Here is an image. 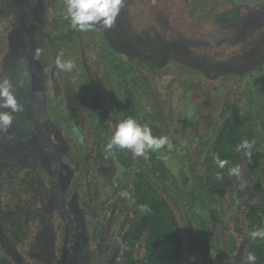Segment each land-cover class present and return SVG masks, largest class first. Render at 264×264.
<instances>
[{
	"label": "rangeland",
	"instance_id": "rangeland-1",
	"mask_svg": "<svg viewBox=\"0 0 264 264\" xmlns=\"http://www.w3.org/2000/svg\"><path fill=\"white\" fill-rule=\"evenodd\" d=\"M191 4L193 0H122L118 16L106 28L113 33L120 48L137 51V56L130 57L128 54L110 56L108 40L97 25L70 43L53 46L39 38L34 29H27L23 34L25 23L34 22L41 27V32L50 36L65 32L66 0H0V9L7 7V12L0 13V80L11 81L15 97L23 107V111L13 113L11 127L6 132L0 131V169L1 163L14 164L27 157V164L39 162L37 180L44 199L52 200L55 190L63 188L61 202L65 206L62 209L68 206L73 212L69 211L71 219L67 218V224L71 232L80 229L84 233L81 238L74 233L69 237L67 234L66 239L71 238L72 244H62V258L65 252L73 254L74 249L79 254L80 246L81 253L84 252L81 264L87 262L88 251L84 246L88 234L82 228L84 214L95 212L97 203L101 208L110 189L118 184L111 211L123 218L129 197L121 193L129 194L132 183L128 171L116 163V148L107 152V162H97L92 155L78 166L75 164L72 155L92 153L91 144L96 137L94 121L88 120V111L75 100L76 86L86 84L96 92L113 134L120 121L117 90H125L126 84L132 90L135 120L148 126L154 137L168 138V144L155 150L168 169L170 183L165 184L168 190L173 189L168 184L188 192L198 187L197 179L205 173L204 156L223 109L240 107L251 119L256 116L249 121L261 141L254 154L256 160L240 166L242 179L229 174L231 195L225 196L222 202L210 203L219 210L216 219L206 209L201 212L208 224L210 263L241 264V253L236 263L228 247L230 240L239 238L233 232L238 219L236 208L248 192L250 174L259 176L264 188V130L261 124L264 64L256 69L251 67L264 59V0H206L197 10L201 15L191 9ZM235 9L239 14L230 24H222L214 17L216 11ZM19 11L21 16L18 17ZM176 41L182 43L173 46ZM37 49L40 50L39 58L35 56ZM61 51L63 60L75 64L71 72H63L55 65ZM147 56L157 65L149 63ZM110 57L123 67L117 80L122 84L119 89L115 88L112 78H107L106 65ZM230 68L246 70L237 74L226 71ZM208 73H212L213 78ZM68 123L88 139L86 148L76 143ZM146 153L136 157L140 165ZM75 178L77 184L72 183ZM2 181L0 174V183ZM242 182H245L244 187L240 188ZM78 185L80 189H72ZM67 192L70 195L65 199ZM59 215L60 209H55L52 218ZM72 223H78L79 228H73ZM102 227L107 230L102 223L94 224V236L97 233L103 236ZM186 228L181 225L183 245L189 248L191 229L194 232L195 229L190 225L187 234ZM75 234L78 235L77 231ZM8 245L10 249L6 251L14 253L16 247ZM28 245L22 246L23 252ZM238 245L241 244L238 242ZM118 247L116 237L100 245L99 264L112 263ZM29 248L28 258H20L19 262L38 264L31 255V246ZM220 248L225 253L223 261L219 257ZM187 250L183 256L185 260ZM2 252L4 249L0 247V255ZM33 252L36 257L46 255L36 246ZM55 264L59 263L55 261Z\"/></svg>",
	"mask_w": 264,
	"mask_h": 264
},
{
	"label": "trees",
	"instance_id": "trees-1",
	"mask_svg": "<svg viewBox=\"0 0 264 264\" xmlns=\"http://www.w3.org/2000/svg\"><path fill=\"white\" fill-rule=\"evenodd\" d=\"M205 1L193 0L191 9L200 14L201 11L197 10L201 9L200 4ZM1 12H7V7L1 8ZM238 14V9L220 10L215 12L214 17L222 24H230L236 20ZM19 16H21V11L18 12ZM36 23H25L23 34L27 29H34L39 38L47 40L51 46L70 43L84 34V31L72 28L69 19H66L67 29L65 32L57 33L54 36L41 32V27ZM97 27L108 40L111 49L110 56L113 54H128L130 57L138 55L135 50L120 48L116 44L113 33L108 28L99 24ZM181 43L176 41L172 45L175 46ZM145 58L153 66L157 65L150 56ZM108 60L106 65L109 70L107 78H112L115 81V88L119 89L122 84L119 83L120 80L118 82L117 80L123 67L120 66V63L115 62L112 57ZM263 64L264 59L251 67L256 69ZM245 70L241 69L240 71L230 68L226 71L242 74L241 72ZM208 74L210 78H213L212 73ZM90 88L86 84L76 86L75 100L88 111V120L94 121L93 133L96 135L91 144L92 153L84 154L85 152H83L80 156L72 155L77 166L78 163H83L84 160H87V157L89 158L92 155L97 162L108 161V151L105 150V146L112 133L105 117L106 112L100 106L96 92ZM117 94H120L118 99L120 120L135 119L132 112V90L125 84V90L121 92L117 90ZM255 118L256 116L251 119L240 107L237 109L230 107L223 109L220 114V121L216 123L214 128L208 151L204 156L205 173L197 179L199 182L198 187L190 192L186 191L185 188H175L172 184H168V186H172L173 189L168 190L165 187L166 183H170L167 175L168 169L158 152L147 151L145 159L141 158L144 163L140 165L137 156H134L131 150L118 147L114 149L117 152L116 163L124 171H128L132 182L128 194V208L123 218H118L117 213L111 211V205L114 204L112 199L118 193V184H116L106 196L107 200L101 202V208H99L100 204L97 203L95 212L84 214L85 220H83L84 224L82 222V228L88 234V240L84 246L88 251L86 255L88 258H85L87 262L84 264H99L98 248L100 249V245H105V241L111 242L112 237H116L119 247L114 251L115 258L109 264H211L208 258L210 242L206 233L208 224L203 220L201 212L206 209L211 217L216 219L219 210L211 207L210 203L217 202V200L222 202L225 196L231 195L232 191L229 189L230 168L236 165L250 164L253 159L256 160L254 154L261 141L260 136L254 131V125L249 123L250 120H255ZM62 121L66 123L64 119ZM261 124L264 130V118ZM67 127H71L72 136L75 137L76 143H80L83 148H86L87 143L85 142H88V139L84 138L69 123ZM245 140L253 145L252 148L250 150L239 148L238 150V146ZM74 147L76 148L77 145H74ZM249 151L251 155H248ZM217 156L221 160L228 161L224 169H219L216 165L215 159ZM27 160V157H23L14 164L1 163L3 167L0 169V174L3 175V181L0 183V247L4 249V252L0 255V264H21L19 262L20 258H24V260L26 257L28 258L26 253L29 254L30 252L29 246H31L32 252L33 246H36L41 254L46 253L45 256L39 255L36 257L35 253L31 252L38 264H55V261L59 264H81V256H84V252L81 253L80 246H78L79 254H76L74 249L73 254L71 251L69 255L65 252L64 257H61V252H64V249L62 251L61 248L62 244L66 245L67 242L70 245L72 244L71 238H68L69 235L74 233L75 237H80L84 233L82 230L76 229L75 231L78 234L76 236L75 231L71 232V226L67 224V218L71 219L69 213L71 210L68 209V206L62 209L65 206L61 202L63 188L55 190L52 200L44 199L40 193L41 188L37 180V174L39 173L37 165L39 162L34 161V163L27 164ZM113 170L116 171L117 167L114 166ZM217 173H220L222 177L219 180L216 178ZM72 183L77 184L76 178L73 179ZM249 184L248 192L236 208L238 219L234 222L233 232L240 239H236L237 241L230 240L228 247L230 255H233L232 259L236 260V263L239 261L241 253L244 258L243 264H248L246 257L251 252L257 257L255 264H264V239L252 240L247 236V233L252 230L264 228V188L259 176L256 174H250ZM76 188L80 189V185L72 189L75 190ZM69 195L70 192H67L65 199H68ZM142 205L147 206V208H142ZM91 207H93V203H91ZM66 208L67 210H65ZM55 209H60V215L58 218L53 219L52 213ZM121 219L123 221L120 224L119 220ZM95 223H102V226L107 227V230L102 227L103 236H101V233L94 236ZM181 225H185L186 230L191 229L190 225L194 226L195 232L191 229L192 245L189 248H185L183 245ZM72 227L79 228V224L72 223ZM184 234L186 235V233ZM2 238L6 240V243ZM238 242L241 244L240 246ZM8 244H11L14 248L16 247L14 253L6 251V249H10ZM24 244L30 245L23 252L22 246ZM46 245L48 247H45ZM186 250L188 258L185 260L183 256ZM224 255L225 253L220 248L219 257L222 261ZM33 263L27 262L26 264Z\"/></svg>",
	"mask_w": 264,
	"mask_h": 264
},
{
	"label": "clouds",
	"instance_id": "clouds-1",
	"mask_svg": "<svg viewBox=\"0 0 264 264\" xmlns=\"http://www.w3.org/2000/svg\"><path fill=\"white\" fill-rule=\"evenodd\" d=\"M122 0H66V15L65 19L70 20L71 27L78 31H87L92 29L95 25H102L103 27H110L121 8ZM36 58L40 56V50L37 49L35 53ZM63 51L58 53L55 60L56 67L63 72H71L75 64L71 60H63ZM0 109H10V111L0 110V131L6 132L12 125L14 120L13 113L23 111L15 97L13 85L10 80H0ZM168 138L165 136L154 137L151 129L138 123L133 118H126L120 120L116 125L115 132L111 135L109 142L105 146L106 151H111L114 148L129 149L134 156H143L147 150H159L168 144ZM252 144L247 140L243 141L239 148L251 149ZM251 155V152H248ZM216 165L220 169H224L228 164L227 160H221L219 156L215 159ZM229 174L242 179L241 168L239 165L233 166L229 170ZM216 178L221 179V174L217 173ZM242 182L239 187L243 188ZM122 196L127 197L128 193L122 192ZM146 209L147 206H141ZM247 236L255 240L257 238L264 239V228L252 230L247 233ZM257 257L253 253H249L246 257L248 264H255ZM244 258H241L243 264Z\"/></svg>",
	"mask_w": 264,
	"mask_h": 264
}]
</instances>
